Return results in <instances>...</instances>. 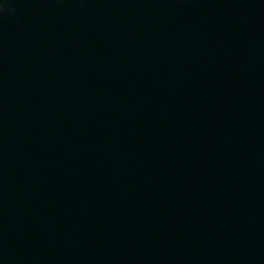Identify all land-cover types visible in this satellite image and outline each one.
I'll list each match as a JSON object with an SVG mask.
<instances>
[{
  "label": "water",
  "instance_id": "water-1",
  "mask_svg": "<svg viewBox=\"0 0 264 264\" xmlns=\"http://www.w3.org/2000/svg\"><path fill=\"white\" fill-rule=\"evenodd\" d=\"M0 4V264H264V0Z\"/></svg>",
  "mask_w": 264,
  "mask_h": 264
},
{
  "label": "clouds",
  "instance_id": "clouds-1",
  "mask_svg": "<svg viewBox=\"0 0 264 264\" xmlns=\"http://www.w3.org/2000/svg\"><path fill=\"white\" fill-rule=\"evenodd\" d=\"M3 9V5L2 4H0V10H2Z\"/></svg>",
  "mask_w": 264,
  "mask_h": 264
}]
</instances>
